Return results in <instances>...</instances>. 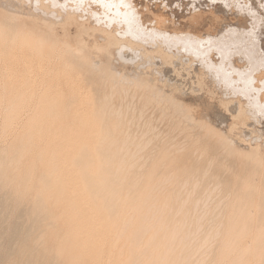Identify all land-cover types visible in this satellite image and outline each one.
Returning <instances> with one entry per match:
<instances>
[{"label":"bare ground","instance_id":"obj_1","mask_svg":"<svg viewBox=\"0 0 264 264\" xmlns=\"http://www.w3.org/2000/svg\"><path fill=\"white\" fill-rule=\"evenodd\" d=\"M27 1L28 0H1L0 1V60L6 64V68H4L3 75L10 77V79H9L10 81H8V80L7 81L9 82V85L11 86L10 87L11 91L12 92L19 91L22 88L24 90V88H26L25 86L28 84V82L30 80L34 81L35 78L33 77V75H35L34 71H36V69H38L41 72H44V74H43L44 78H45V75L48 76V78L51 77V80L49 79L51 82H52V78L53 79L59 78L61 74H67V73L73 72L74 70H75L74 73L77 72L79 74L80 71L85 70V72L87 71V73L89 72V73L93 74L92 76L95 75L94 77L97 78V79L95 78L97 81V85H96L97 87L95 86L96 89L94 87V89L96 90L95 94H97V97H95V95H93V92L95 91L94 89H93L94 91H92L91 93H86V91L88 90L87 87L89 85L88 86L86 85L87 87L85 86L86 88L85 87L83 88V89H87L86 91L84 90L85 93L83 91H81L80 89L75 88L74 87V83H76V80H75V82L73 81L74 83L72 82L73 85L71 84L72 87H74L75 89L73 88L71 90V92L68 94V96L67 95L64 96L62 94L61 90L59 89V86L61 83H59V84H55L56 86L53 84L52 89H54V88L55 89L53 91L51 89L50 92L47 93V95L45 97L46 99L44 98V100H46L47 103L50 102L51 105L60 103L61 107H59L58 109H61L63 107H66L65 109H67V107L73 106V105H75V103L77 104L79 102H82L83 99H86V100H84V102L89 101L88 103H91V101L97 102L99 109H97V106H96V112H97V110H99V112H101L100 117L101 118L102 117L103 118H107V117L109 118V116L111 117L112 115L115 114L116 118H114V119H117V121H115V123L117 122L116 124L121 126V127L118 126L116 131L109 130L105 126L106 123H104L105 121H108V120L104 119L105 121L102 122V125L104 124V127L102 125H101V127L105 128V130L100 129L99 131H95V133H94L96 135L95 137L94 136L91 137L90 136L91 134H86V133L85 134H77V133H74L71 128L70 129L66 128V129H68V131L65 132V135H62V137H61L62 143H59L56 148L49 150V152L47 154L48 158L45 161L48 164L51 163L53 165V160L58 155H63V154H65L69 160V162L66 161V162H63L61 164L60 163L56 164V165L54 164L52 167L48 168L45 171V175H44L45 187L44 188L50 189V188H54V187H59V198L61 199L63 197V199H66V201H67L66 204L63 205L65 211L60 216H62L61 218L65 219V222H68L70 224L69 225L70 234H69V238L67 239V242L68 241H74L75 242L74 243L75 253L73 252L74 255L75 254H81V253L82 254L83 253L92 254V256H94L96 258V260L97 259L99 260L102 256V251H101L102 248L98 244L99 238H100L98 236H99V233L108 230L111 233H115V236L117 234L116 232L120 233L117 236V238L120 240V242H121V240H123L122 238H124V242L122 241L123 244L120 246L121 249H119V252H118L120 255V257L118 255V259L120 258L121 260H123L122 256H124V257L126 256V259H125V262H123V263L121 262V264H193L192 262H194V264H195L196 263L194 260L195 258L201 259V257H203L205 255V254L201 255V253H200V252H203V251H200L203 247V245H202L203 241L204 240H206V241L208 240V242L214 241L213 242V244H214V243H216L215 239L218 237L217 235H221L222 232L224 231V229H222L223 231L222 230L220 231L221 234H217L218 233L217 230L212 229V230L216 231L217 235L214 233V237L216 236V238L211 240V241H210V238H211L210 236H209L210 237L209 239L202 238L201 239V241L203 240L202 244L200 243V245L202 247H198V248H200L197 250L198 252L200 251L198 253V252H195V248H196V244L199 243L198 239H200V237L197 236V232H195V231H198V232H200L199 230L202 231V229H201L202 225L199 224V225H201L199 227L198 224H196L198 227H195L194 226L195 222H194V224H192L193 227L195 228V231H194L195 233H193V227L191 228V230L189 228L187 230L185 229V227H190L187 224V220L188 221L191 220L190 218H188V216L191 217V213L193 212V214H194L197 211L198 203L201 200H204V199H201L202 198L201 196H200L201 198H197L196 200H191V198L194 194L192 193V196H191L190 191H188L189 190L188 188L191 187L192 192L196 189L199 190V188L201 187V186L199 187V185H198L199 182L203 181L205 176L207 175V173H206V175L205 174L203 175L202 171L204 169L201 170V168L199 167L200 165L199 166H197V165H198V162L200 161L201 157L207 153V151H208L207 148L211 145V142H209V141L215 140L214 143L223 149L224 154H227V153L230 155L235 154V155H238L239 157L242 156V157L249 159L250 162L253 163L252 164L253 173H255V174L259 173L260 177H261L260 179L264 180V137H263V141L261 140L262 145H259L260 144L259 140H260V138H262V136H259L261 134H258V133H260V132H258L259 129L256 130L253 127V125H252L253 122L249 121L250 116H248L249 118L247 117V111H246L245 105L243 104L244 102L242 101V96H240V95L238 96L242 102L241 101L236 102L237 99H236V101L234 100V102H236V107L234 106L235 110L233 109L234 111H232L231 110L232 108L230 107V106H233V104L230 103L232 101V99L230 100L229 98L228 99L224 98L225 101L222 102V108H220L217 105V107H219L218 109H220V110L222 109V112L223 111L227 112L229 115V117H228L229 121L226 118L228 123H226L227 125L224 124L225 126H227L226 129L224 130L223 128L225 126H223V124H220V126L221 125L223 126L222 128L218 127L217 124L215 125L213 123L214 120L212 118H209V115L212 114L211 112H209V115H208V113L205 111L206 112V115H205V112L202 110L205 107L204 108L202 106H200L202 108H199V106H198V108L197 107L196 108H194V107L189 108L188 106L186 107L183 104L184 102H178V100L173 95V93L175 94V92H176V94L178 92L181 93V91L184 90L183 88H185V86L197 85V86L202 87V85L204 84L205 79L203 77H205V75H207V74H205L203 76V74H204L203 70L206 69L207 65H208V64L206 65V68H203L206 64L205 60H204L206 57L203 59L204 63L202 62L203 64H201V65H204L201 68L202 70L199 68L200 67V64H199L198 69H200L203 72V74H199V75L196 74V72H199L200 70L195 72L194 70H196L197 68L195 67V69H194L193 63H195V62L192 63V60L194 59L195 56H193V59L189 58V57L192 54L194 55V53L191 54L190 52L193 51L194 48L196 49V46H199V44L201 42H206V43L210 42V44H211L212 38L210 36H211L212 30L208 31V32H210L209 34L206 33L207 37L201 36V35L205 36V33L204 34L201 33L199 35L200 32H198L197 29H196V32L198 33V35H194L191 33H184V32H182L183 30L181 28H178V29L175 28L174 30L169 31V29H167V27H165L166 24L161 25L162 22L165 21V20H163L161 22V19H163V18L166 19V16L168 14H165L164 11H161V8H163V7L159 6V8H156V9L151 8L155 5L154 0H153L152 6L148 5V3H147V6H150L149 8H151L153 10H151L150 12H148V11L147 12L150 13V15L153 17V19H155L154 23L151 22V24H153L151 26L152 27L151 31L153 32V34L155 33L156 37L158 36L157 37L158 40L160 37V41H155L153 39L154 41L151 40L152 43H151V45H149V44L143 42V40H145L143 38H142L143 40L140 41V39L134 38L135 40H133L130 37H126V35L124 34L125 32L124 33L122 32V34L125 35V38L121 37L122 39H119L116 35L117 32L115 31V29H117V26H115V28L112 30H111V28L108 30L107 28H105L104 25H103L104 26L103 27L101 24H99L102 22L99 21V23H98V19H101V16H103L102 15L103 11L101 9L102 7H99V5L104 6L102 4L104 0H34L35 11L38 10L40 15L33 13V10H32V13H31V10L30 11L26 10L27 7H30V6L25 5V3H27ZM106 1H108L107 3H109L110 5H108V7H106V6H104V7L109 10L110 16L113 13H116L118 16L120 12H122V14H123V12L125 10H130L131 13L132 12L134 13V14L132 13V15H131V17H133V21H136L137 23L140 22L139 17H138L139 13H137V14L135 13V7L136 6L132 0H106ZM220 1L221 0H219V2L218 1L217 2L220 3ZM225 1H226V3L228 2L231 4L232 3L231 1H233V0H225ZM225 1L223 0L221 4H223ZM236 1L239 2V0H235V2ZM252 1L254 2V0H252ZM258 1H260V0H258ZM149 2H151V0H149ZM158 2H159V0H158ZM163 2L164 1H162V3ZM171 2H174V1L171 0ZM171 2H169L168 4L171 5ZM177 2H178V0H177ZM188 2H190V1H188ZM192 2H193V0H192ZM201 2H202V0H201ZM240 2H242V0ZM243 2H244V0H243ZM246 2L247 1H245L244 3H246ZM164 3L166 4V2H164ZM182 3H184V2H182ZM186 3H184L185 6H186ZM204 3H205V1H204ZM260 3H258V4H260ZM262 3H263V1H262ZM168 4H166V7L168 6ZM178 4L179 3H177L175 5H178ZM209 4L210 3L207 4L208 7H209ZM235 4L236 3H234V6H235ZM240 4H238L239 7H243V5H242L243 3H240ZM256 4H257V2H256ZM160 5H161V3H160ZM172 5H174V4H172ZM187 5L189 6V3ZM215 5L219 6V4H215ZM238 5H236V6L238 7ZM180 6H181V8L183 7L182 5H179L178 7L180 8ZM193 6L195 7V5H193ZM193 6H191L192 9L194 8ZM196 6H197V1H196ZM201 6L203 7L202 4H201ZM217 6H214V8L215 7L217 8ZM220 6L222 7V5H220ZM252 6L254 7V5H252ZM63 7H65V9H63ZM164 7H165V5H164ZM204 7H205V5H204ZM231 7L229 8V6H228L229 11H230ZM247 7L245 6V8H247ZM259 7L257 6L255 8L257 9ZM175 8L177 9V6L174 7V10H175ZM185 8H187V6ZM206 8L204 10H202L203 8H201V10L202 11L209 10L210 12L211 11L213 12V9H209V8L206 9ZM211 8H213V7H211ZM223 8L225 9V7H223ZM27 9H32V8H27ZM157 9H159V10H157ZM189 9H190V7H189ZM189 9L187 8V10H189ZM220 9L221 8L219 7L218 10H220ZM242 9H241V11H242ZM252 9L253 8H251V10ZM263 9L264 8L259 9V10L261 11ZM166 10H169V12H170V9L168 7ZM178 10L175 12H179ZM185 10L186 9H184L180 12L182 13ZM214 11H215V9H214ZM231 11H232V9H231ZM233 11H232V13H233ZM238 11H240V10L238 9ZM245 11L246 10L243 9V12H245ZM253 12H255V11H253ZM183 13H185V12H183ZM189 13H191V12H189ZM259 13H257V14H259ZM105 14H106V16H108V12H106ZM178 15H180V14L178 13ZM234 15H235V13H234ZM241 15H243V13ZM244 15H247V13L246 14L244 13ZM120 16H121V14H120ZM126 16H127V14H126ZM129 16L130 15H128V17ZM189 16H190V14H189ZM225 16L227 17V19H230V16H229V18L226 14H225ZM199 17H200L199 19H201V16H199ZM208 17H211V16H208ZM226 17H225V19H222V20L225 21ZM231 17H233V16H231ZM255 17H257V16L255 15ZM124 18H126V17H124ZM169 18H172V16H169ZM183 18H185V17H183ZM189 18H188V20H189ZM220 18H222V17H220ZM220 18L217 19L218 22H221ZM237 18L238 17H235V19H237ZM242 18H245V17L243 16ZM249 18H250V16H249ZM175 19H177V18H175ZM235 19H232V20H235ZM245 19H247V18H245ZM255 19H257V18H255ZM255 19H252V20H255ZM170 20H168V21H170ZM250 20H248V21H250ZM259 20L261 21L260 17H259ZM19 21L20 22H32V23H34L36 26L40 27V28L38 27L39 30L41 29V31L46 34V37L43 39L40 37L39 38H32V36H30L31 37L30 38L27 35V33L29 32L28 30H27L28 31L27 33H25L26 30L23 31V28L16 30L18 28V22ZM172 21H173L172 24H176V22H177L176 21L174 23L173 19L170 22H172ZM191 21H193V19ZM217 21H215V22L218 23ZM244 21H246V20H244ZM129 22H130V20H129ZM215 22H213V23H215ZM236 22H238V24H240V23L243 24V21L242 22L240 21V23H239V21L236 20ZM32 23H31V25L33 26ZM137 23H136V25H137ZM227 23H229V22H227ZM230 23H231V19H230ZM233 23H234V21H233ZM233 23H232V25H233ZM257 23L255 26H257ZM105 24H107V23L105 22ZM133 24L135 25V22L134 23L132 22V24H130L129 26H131ZM189 24H191V23L189 22ZM196 24H197V22H196ZM226 24H225V26H226ZM241 24H240V27H241ZM244 24H245V22H244ZM253 24H254V22H253ZM118 25L123 27L125 24L120 23ZM140 25H142V24L140 23ZM140 25L138 24V30H137V28H135L138 31L137 33L140 32L139 31ZM149 25H148V28H147V26H145V27L147 29H149V27H150ZM223 25H224V23H223ZM236 25H234L233 27H235ZM172 26H174V25H172ZM220 26H222V25H220ZM244 26H245V28H249V26L246 27L247 25H244ZM250 26H252V22H251ZM262 26H264V25H262ZM33 27H35V26H33ZM112 27H114V25ZM131 27L133 28L135 26H131ZM143 27L141 26V28H143ZM151 27H150V29H151ZM226 27H228V24ZM240 27H239V29H240ZM58 28L62 29L64 31H67V32L69 30H72L75 28L77 29L78 35L75 34L76 38H77L76 47L71 45V44H66V43H64L61 46H58L57 43H55L54 39L52 40V37ZM146 28H145V30H147ZM231 28H232V26H231ZM237 28H238V25H237ZM242 28L244 29V27H242ZM242 28H241V31H242ZM255 28H254V30H255ZM119 29H121V28H119ZM143 29H141L142 31L140 33L144 32ZM213 29H215V28H213ZM261 29H263V28L261 27ZM125 30H126V28L122 31H125ZM127 30H128V36H129L130 30L129 29H127ZM64 31H63V33H65ZM133 31L131 30V32H133ZM151 31L148 30V34ZM215 31H217V29H215ZM236 31L238 32V30H236ZM236 31H235V33H236ZM257 31H258V28H257ZM261 31H263V30H260V32ZM134 32L136 33V31H134ZM217 32H215V33H217ZM225 32H227V34H228V32H230V31H225ZM232 32H233V30H232ZM246 32H247V29H246ZM249 32L250 31H248L247 33H249ZM254 32L255 31H253V33ZM140 33L137 35L140 36ZM119 34L121 35L120 32H119ZM136 34H134V35H136ZM143 34L147 35V33L146 34L143 33ZM143 34H141V36H143ZM222 34H223V32H222ZM227 34H226V37L229 36V35L227 36ZM262 34H260V35H262ZM150 35L152 36V34H150ZM216 35L217 34H215V39H216V37H218V35L217 36ZM250 35H251V33H250ZM252 35L255 36V34H252ZM36 36H34V37H36ZM151 36H147L146 38H149ZM230 36H232V35H230ZM230 36L228 37L229 39H230ZM233 36H232V38H233ZM82 37H86L87 41L82 40L81 39ZM220 37H219V39H220ZM223 37H225L224 34H223ZM246 37H248V36H246ZM139 38H141V37H139ZM144 38H145V36H144ZM151 38H153V36ZM240 38L241 37L239 36L238 39H240ZM256 38H257V36H256ZM256 38H255V40H256ZM263 38H262V40H263ZM225 39L226 38H224V42L226 41ZM250 39L251 40L248 43L249 45H250L251 41H253L252 40L253 38H250ZM207 40H210V41H207ZM213 40H214V37H213ZM255 40H254V44L257 46V43H255ZM262 40L261 41L258 40V41H260V42H258V43H260V46H261V44L264 43V41L262 42ZM215 41L212 42V43H214V45H215ZM220 41L222 42L223 40H220ZM60 42H62V41H60ZM216 42H217V44L219 43L218 44L219 46L217 48H219V52H221L220 48L222 46H220V45H223V44H220V42H218V41H216ZM232 42H235V41L233 40ZM238 43L240 45L239 41L236 42L235 44L234 43H231V44L236 45ZM245 43H244V45H245ZM171 44L175 45L174 48H176V46L177 47L184 46L181 48L182 51L185 50L184 48L186 45H189L193 49L191 50L189 48V50H191V51L188 50L189 51L188 54H190V55H189V57L186 55L185 56L186 58H185L183 56L184 53H181L180 48H176L173 50H171V49L169 50L168 48H166L167 46H171ZM228 44H230V43H228ZM248 44H246V45L248 46ZM252 44L250 45V47L252 46ZM246 45H245V47H247ZM203 46L204 45H202V47ZM208 46H210L211 50L213 51L212 44L207 45V48L209 49ZM241 46H243V45H241ZM231 47H232V45H231ZM239 47L240 46H238L237 49ZM225 48H227V47L225 46ZM241 48L243 49V47H241ZM241 48L239 49L240 51H241ZM255 48L261 49V47H259V48L255 47ZM255 48H253V51L255 50ZM198 49L199 48L197 47L196 51H198ZM224 49H222L223 50L222 52H224ZM233 49L236 50V47ZM247 49L249 50V47H247ZM203 50H205V48ZM256 50H255V52H257ZM212 51H210V52L214 53V51H216V49H214L213 52ZM217 51H218V49H217ZM225 51H227V50H225ZM230 51H232V50L230 49ZM236 51H238V50H236ZM247 51H246V53H247ZM242 52H239V53L241 54ZM248 52H249L248 55L251 56L250 51H248ZM262 52L264 53V48H263ZM226 53L227 54L229 53L231 56V53L229 52V50ZM226 53H223V57H224V54H226ZM232 53H233V51H232ZM239 53L236 52V54L235 53L234 54L238 56ZM251 53H253V52H251ZM260 53L258 55H260ZM186 54H187V52H186ZM204 54H205V56H207L208 53L206 54V52H205ZM242 54L246 55L245 53H242ZM242 54L240 56V60L242 58L245 60V57H242ZM255 54H257V53H255ZM121 55H123L125 60H126L124 62L125 64L120 62L121 61V59H120ZM201 55H202V53H201ZM216 55L219 56V54H216ZM216 55H215V53L213 56L210 55L209 56L210 57L209 62L211 61V58L216 56ZM248 55H246V56H248ZM258 55H257V58L261 56V55L260 56H258ZM196 56H199V53H197ZM218 56H216V58ZM252 56H254V55H252ZM229 57L227 56L224 58H229ZM231 57L235 58V56H231ZM156 58L161 59V61L163 62V65H161L162 62L160 64L158 63V65H161L162 68H164L163 70H165V69L170 70L169 72H171L170 73L171 75L169 77L166 76L167 78L165 77V79H161L163 74H162V76L160 74L159 75L160 77L156 75V72L158 70L156 71L154 64L151 63V61H153L154 59L156 60ZM255 58H252V57H251V59L248 58L247 63H249V60H252V59L254 60L253 61V63H254L255 61L258 60L257 58H256L257 60H255ZM218 59H216V60H218ZM220 59L223 60V58H220ZM260 59H261V57L259 58V60ZM216 60H214V61H216ZM225 60L226 59H224V62L229 64V62H228L229 59H227L228 61L227 60L225 61ZM206 61H207V59H206ZM232 61L233 60H230V63ZM236 61H237V59H236ZM236 61H234L235 65L237 66L236 70L239 67H240L239 69H241V67H243L241 64H243L244 61H243V63L240 62V65H239V61H237L238 65H237ZM224 62H222V64ZM4 63H2V64H4ZM130 63H134L133 66L130 65ZM253 63H249V64L253 66V65H255V63L254 64ZM260 63H259V65H260ZM263 63H264V60H263ZM2 64L0 63V65H2ZM195 64H197V62ZM210 64H211V62H210ZM216 64H218V63L216 62ZM216 64H213V65L211 64V66H213V67H211V69L213 68V70H214V68H215L217 70L219 68H216V67H221V66H217ZM228 64H225V65H228ZM232 64H230V65H232ZM256 64H258V62ZM243 65H244L243 68H245V69H246V67H248V66H246L248 64H243ZM252 66H250V67H252ZM256 66H258V65H255V67ZM119 67L124 68V69H118ZM223 67L225 69L224 64H223ZM232 67H234V64H233V66H231V68ZM226 68H228V67H226ZM231 68H230V70H231ZM76 69H77V71H76ZM78 69L80 71H78ZM207 69H208L207 71H209L210 68H207ZM224 69H223V71H224ZM256 69L259 70L258 67ZM262 69L263 70H261V68H260V70L264 73V67H262ZM153 70H155L156 72L154 73ZM213 70H211V71H213ZM219 70H221V68ZM228 70L224 71L225 72L224 74H226V72H230ZM232 70H234V72H236L235 68ZM260 70H259V72H260ZM250 71H252V68ZM250 71L249 70L247 71V69H246V72H250ZM262 72H261V76H262ZM1 73H2V71H1ZM81 73H80V75L82 76ZM159 73H161V72H159ZM165 73L166 72H164V75H165ZM199 73H201V72H199ZM210 73H212V72H210ZM221 73H222V71H221ZM252 73L255 74L256 71H255V73H254V71H252L251 74ZM214 74L217 75V73H213L212 75H214ZM237 74L239 75V73H237ZM243 74H242V76L245 77V75H243ZM73 75H71V76H73ZM220 75L221 74H219V76ZM249 75H250V73H249ZM83 76H84V74H83ZM89 76H90V74H89ZM156 76H157V78H156ZM224 76L225 75H223V78H224ZM235 76L237 78L239 77L236 75V73H235ZM259 76H260V74H259ZM77 77H79V76L77 75L76 78ZM221 77L222 76H220V78ZM229 77H230V75H229ZM232 77H234V74L232 75ZM236 77H234V78H236ZM44 78H41V79H44ZM48 78H47V81H49ZM63 78H66V77H63ZM79 78H77V79H79ZM86 78H87V76H86ZM86 78H84L83 82H86V80H85ZM207 78H206V80H207ZM220 78L218 77V80ZM239 78L241 79V77H239ZM247 78H250V76L246 77V80H247ZM253 78H255V77H252L251 80L250 79L247 80V83L249 80L251 81L252 87H253V85L255 86V83L253 84L252 81L256 82L255 81L256 78L254 80H253ZM67 79H69V81L71 80L70 77H68ZM224 79H226V78H224ZM231 79H233V78H231ZM231 79L225 80V83H226V81L230 82ZM38 80H39V78H38ZM55 80H57L56 83H58L59 80L58 79H55ZM236 80H238V79H236ZM241 80H243V79H241ZM241 80L236 81V82H239L237 84L240 85L243 82ZM246 80H245V82H246ZM44 81H45V79H44ZM47 81H45V82H47ZM65 81H66V79H65ZM234 81H235V79H234ZM258 81H260V80H257V82ZM42 82H43V80H42ZM207 82H209V81H207ZM207 82H205V84ZM236 82H234V83L236 84ZM245 82H244V84H245ZM43 83H41V84H43ZM221 83H223V82H221ZM247 83H246V85H247ZM258 83H261V82H258ZM262 83L264 86V80H262ZM38 84H39V82H38ZM86 84H87V82H86ZM93 84H95V83H93ZM230 84H233V83H230ZM237 84L235 85V87L236 86L238 87ZM248 84H250V82ZM2 85H6V84H2ZM44 85H45V83H44ZM63 85H64V83L62 84V86ZM65 85H66V83H65ZM67 85H68V83H67ZM209 85H211V84H209ZM246 85H245V87H246ZM34 86H37L36 80L34 81ZM91 86H89V87H91ZM220 86H223V85L221 84ZM242 86H244V85L242 84ZM257 86H259V85L256 84V87ZM261 86H262V84H261ZM212 87L214 88V85ZM212 87H210L208 90H210V91L212 90L213 93H214V90L216 92L217 89L213 90ZM226 87H227V84H226ZM239 87L241 89L242 88L245 89V91H246V88L249 89V87H246V88L241 87V86H239ZM36 88H38V87H36ZM223 88H225V87H223ZM250 88H251V86H250ZM258 88L259 89L256 88L258 90L257 93L255 92L256 89L251 88L254 91H252L250 89L252 91L251 93L255 92L253 94H258V95H256L257 97L260 94H262V93H260L261 90L263 92V89H262L263 87L262 88L258 87ZM27 89L29 90L28 87H27ZM203 89H204V87H203ZM218 89H219V87H218ZM37 90H39V89H36L35 91H37ZM68 90L70 91V89H68ZM68 90H65V92L67 93ZM90 90H92V89L90 88ZM136 90H139V91L145 90L142 92H144V98L146 99L147 105L148 106L149 105L154 106V104H155L156 105L155 107L159 111L160 110L162 111L161 114H163V116L165 118L169 117L171 123L172 122L175 123V125H174L175 128L177 130L178 129L181 130L180 132H182V134L184 133L186 135L185 136L187 138L186 140L190 139L189 145H190L191 151L188 149V151L190 153L189 155L186 154L187 152L185 153L187 155L186 158L185 157L184 158H178L176 155L175 156H167V155H165L166 154L165 152H159V158H156V168L152 167L151 171H149V173L147 172L148 175L146 173V170H143V171H145V174L147 176L145 174H143L142 177H139L140 174H142V172L137 171L135 173H137L138 176H134V178H131V175H130L131 170L135 169L134 168L135 164H139L140 162H142V161L139 162V160H137L138 161V163H137V161L135 160V158H137L139 156L137 154V152L135 153V150L136 151L138 150L139 152L141 151L142 153L143 152L145 153L146 148H148V146H150V144H151V140H149V139H148L149 141L147 140L149 144H147L146 141H141V143H139L141 139L139 140V142L137 141L138 144H135L134 142L129 140L130 137L128 135L126 136L127 132H125L123 130L126 133L125 134L122 130H120L123 127L122 123L123 122L126 123L124 120H122L123 122L121 121V119L123 118V117L121 118V116H125V114L124 115L121 114V110L123 109L121 103L123 101H121V103H120V105L122 107L121 110H117V109L115 110V108H114L115 104H113V101L115 98H117L116 99V101H117L118 98H120V100H121V98H123V97H126V96L129 97L128 96L129 93L131 91H134V93H135ZM198 90H199V88H198ZM227 90L229 91V89H227ZM231 90H230V92H231ZM187 91H189V90H187ZM217 91H219V90H217ZM220 91H222L221 88H220ZM220 91H219V93H220ZM223 91H225V90H223ZM247 91H249V90H247ZM194 92H195V90H194ZM9 93H10V91H9ZM199 93L197 92L196 94L198 95ZM222 93L225 94V92H222ZM227 93H229V92H227ZM37 94H39V93H37ZM184 94H188V93L186 92ZM247 94H249V93H247ZM263 94H264V92H263ZM13 95H15V94H13ZM214 95H215V93H214ZM6 96L8 97V94L5 95V97ZM135 96H136V94H135ZM200 96H202V95H200ZM229 96H231V95H229ZM219 97H220V95H219ZM257 97L254 98V100H256V102H259L260 96L258 98ZM197 98H199V97L197 96ZM248 98H251V97L249 96ZM252 98H253V96H252ZM217 99L218 98L216 97V100ZM219 99H221V98H219ZM35 100H33V99L30 100L31 103H33V105H35L34 104ZM64 100H66V101H64ZM227 100H230V102L229 101L227 102ZM11 101H12V103H16L15 100H11ZM32 101H34V102H32ZM244 101H246V100H244ZM260 101L262 102V100H260ZM61 102H64V103H61ZM124 102H125V100H124ZM211 102H213L212 99H211ZM261 102H259V103H261ZM86 103L87 102H85V105L87 106L88 103L87 104ZM263 103H264V100L260 105H263ZM30 104H29V106H31ZM36 104H37V102H36ZM92 104L94 105V103H92ZM212 104H215V103H212ZM27 105H28V103H27ZM51 105H48V106L51 107ZM120 105H119V107H120ZM252 105H253V103H252ZM29 106H28V108H29ZM256 106H257V104H256ZM74 107H77V105ZM217 107H216V109H217ZM28 108L26 107V109H28ZM257 108H259V107H257ZM263 108H264V106H263ZM23 109H25V108H23ZM33 109H34V106H33ZM33 109L30 108L31 111ZM45 109H47L46 111H48V107ZM53 109L55 111L56 108L53 107L51 110L53 111ZM92 109H93V107H92ZM157 109H155V110L157 111ZM208 109H209V107H208ZM253 109H256V108H253ZM51 110H49L50 111L49 113L46 112L44 117L41 118L42 122H49V121L54 119L55 113H54V111L52 112ZM81 110L84 111L85 109L83 108ZM250 110H252V108ZM259 110H262V109L260 108ZM9 111H11V110L9 109ZM59 111L62 112V109ZM91 111L94 112L95 110L94 111L91 110ZM122 111H124V110H122ZM21 112H23V111H21ZM219 112H221V111H219ZM263 112H262V114L264 115ZM26 113H29V112H26ZM227 113L226 114L223 113V115L222 114L221 115L223 117L226 115V117H227ZM85 114H87V113H85V112L83 114L80 113V114H78V116L81 117ZM48 115H50V116L48 117ZM74 115L77 116V114H74ZM256 115H257V113H256ZM24 116H26V115H24ZM212 116H213V114H212ZM212 116H210V117H212ZM214 116L217 117L219 115L216 116V114H215ZM20 117H21V115H20ZM28 117H31V116H28ZM23 118L24 117L22 116L21 121ZM103 118H102V120H103ZM127 118L128 117H126V120H127ZM140 118H139V120L142 119V118L141 119ZM208 118H209V120H208ZM210 119L213 120L212 123L210 122L211 121ZM216 119L218 120V118H216ZM252 119H254V118H252ZM260 119L261 118H259V119L257 118V121ZM2 120H4V119H2ZM61 120H64V119H61ZM132 120L134 122V118H132ZM219 120L221 122L220 118H219ZM92 121H94V120L92 119ZM128 121H127V123H130V124L132 123V122H130V121L128 122ZM222 121L224 123L226 122L224 120H222ZM214 122H216V121H214ZM258 122H260V121H258ZM92 123H90V124H92ZM1 124H4V123H1ZM20 124H22V123H20ZM62 124H64V122ZM76 124H77V119H76ZM256 124H258V123H256ZM261 124H262V121H261ZM24 125H26V122ZM68 125H69V123H68ZM260 125H258V127H260ZM1 126H4V125H1ZM254 126H255V124H254ZM90 127H91V125H90ZM125 127H126V125L124 126V129H125ZM1 128L2 127H0V129ZM11 128H13V127H11ZM129 128H126L125 130L126 131L130 130ZM219 128H221L222 130ZM52 130H54V129H52ZM245 130L250 135L249 138H247L248 141H250L251 138L255 137L256 139H258V143H259V144L257 143L258 144L257 145L255 142L256 139H252L251 142H253V140H255L254 142L256 145L254 147L248 149V151L246 149L243 150V148L240 149V148H237V147H234L231 145L233 142L237 141V139H239L241 141V143L243 141L247 140L246 139L247 132H244L245 134L243 133V131H245ZM5 131H7V130H5ZM11 132H13V131H11ZM123 133L125 135H123ZM147 133H149V132H147ZM147 133H145V135H147ZM152 133H153V131H152ZM152 133H150V134H152ZM10 134L12 135V133H10ZM45 135H46V133H45ZM122 135H123V137H121ZM130 136H131V133H130ZM256 136L257 137L259 136L260 138H257ZM1 137L3 138V136H1ZM143 137H144V134H143ZM143 137H141L142 140H143ZM134 139H135V137H134ZM131 140H133V138ZM206 140H207V142H205ZM230 142H231V144H230ZM42 144H44V143L42 142ZM26 145H27V143H26ZM251 145H253V143ZM131 146H133L134 148H131ZM49 147L53 148L52 145H49ZM143 149H144V151H143ZM193 151L199 152V153L201 152V154H200V156L196 162V165H193L190 161H188V159L191 160L190 156H191ZM141 152L139 154H141ZM225 152H227V153H225ZM185 154L183 156H185ZM145 155H147V154H145ZM230 155H229V157H231ZM141 156H142L141 157L142 160L148 161L147 160L148 158L144 159L145 158L144 155L141 154ZM178 156L181 157L180 155H178ZM138 159H140V157H138ZM143 164L145 165L146 162ZM210 164H212V163H210ZM19 165H17V166H19ZM139 165H142V164L140 163ZM150 165H153L152 162ZM150 165H148V167H149L148 169L144 166L143 167H144V169L149 170ZM223 166H225V165H223ZM207 167H208V165H207ZM140 168H138V170ZM140 170H142V169H140ZM15 171H17V170L15 169ZM204 173H205V170H204ZM217 178H218V176H217ZM214 179H216V177ZM141 180H144V182ZM211 180L212 179L210 178V181ZM213 180H212V182L215 181V180L214 181ZM255 180H257V179H255ZM205 182H206V180H205ZM256 182L253 183V185H248L247 187L244 185L239 186L238 184H235V182H231V183L226 185L227 191L230 193H233V191H235L234 192L235 196H233L231 199H229L228 196L222 198V195H221L222 199H226V201L223 200L224 201L223 205L226 209L224 211V216H227V217L233 216L230 219L231 220L230 224H233L232 221L235 222L234 229L229 228V230L231 229L230 231L233 232L234 236H232V235L229 236L228 237L229 240H227L228 242L226 241V243H227V245H229V244H231L232 241H235L237 247L234 249H236L235 251H238V253H239V254H237L235 259H233L230 256V252L228 253L229 254V257H228L229 261L231 260L230 258L233 259L232 262L230 261L231 263H229V264H251L250 260L247 258L248 256H250L249 255L250 253L248 254V252H251L252 254L254 253V255L257 256L260 261L264 262V182L260 183L261 182L260 181L259 184H258V182L256 184ZM129 183L132 186L131 188L127 187V184H129ZM141 183H143V184H141ZM200 185H201V183H200ZM204 185H205L204 187L206 188L207 183H205ZM210 185H212V183ZM219 185L220 184H218L217 186H212L213 188L212 187L211 188L214 190H217ZM125 186L127 187L128 192L129 191L131 192L130 189H133V188H134L133 190L136 189V192L132 195V197H131V195L129 196V194H132L130 192L129 193L126 192V193H128L127 196L123 194L126 191L125 190L123 192ZM188 186H190V187H188ZM209 186H208V188H209ZM204 187L201 188L203 190V193H202V191H200L202 193V194L200 193L202 196H204L206 193V189L204 191ZM210 189H209V192L211 191ZM214 190H212L211 192H213ZM24 192H23V194L22 193L20 194V192H18V194L16 195L17 197H15V202L17 204H18V202L21 204L22 203L24 204L26 202L27 192H25V193ZM217 192L220 194L221 191L220 192L217 191ZM196 193H199V192H196ZM200 194H198V195H200ZM210 194L211 193H209L208 196ZM216 195H217V193H216ZM80 196H82L83 198H81ZM128 196L131 198H129ZM196 196H197V194H196ZM206 196H207V194H206ZM216 197H214V199ZM205 198H206L207 202L204 200V203H205V205H207L206 203H208L210 196H209V198H207V197H205ZM212 202H214V200H212ZM218 202H219V200H218ZM220 202H222V200ZM200 204H202V203H200ZM220 205H222V204H220ZM207 206L209 207L210 205H207ZM214 207H216V205ZM125 208H127V209H125ZM122 209L123 210L125 209L126 211L125 210L122 211ZM214 210H216V209H214ZM25 214H26V212H25ZM43 216H45V215H43ZM201 216H200L201 219L200 218L196 219L195 217H197V216L194 217L197 220L196 223L202 222L203 217H201ZM218 216H220L219 213H218ZM24 219L26 220V218H24ZM109 220L112 221L111 226L114 223L116 224L119 220H120V223L121 222L122 223H121V225H120V223H117L116 225H113L114 227L113 226L109 227L110 226ZM196 220H194V221H196ZM58 221H60V220H58ZM108 222H109V224H108ZM227 222H229V221H227ZM188 223H190V222H188ZM225 223H226V221H225ZM226 226H227V223H226ZM203 227H205V226L203 225ZM230 227H231V225H230ZM109 228H112V230ZM196 228L197 229L200 228V229L196 230ZM206 228H208V227H206ZM218 228L216 227V229H218ZM189 230L194 235L196 234L195 236L198 237L197 238L198 242L193 241L194 244L196 243L194 245L195 248H193V247L191 248V246L189 245V244H191V245L193 244V243H191L192 241L189 243V240L194 236L193 234H189L190 233V232H188ZM203 230H204V232L202 231V233H204V234L210 233L212 231L211 229L209 230V228L207 230L208 232L205 231V229H203ZM230 231H228V232L230 233ZM205 232H207V233H205ZM225 232L228 236V232L227 231H225ZM223 234H224V232H223ZM111 237H113V234L111 235ZM228 238H226V239H228ZM22 240H23V238H22ZM206 241L204 242L205 246L207 243ZM220 241L222 242V240H220ZM226 243H225V245H226ZM118 245H120V243H118L117 241L113 242L112 246L114 248H113V251H111V252L116 253L118 250H115V248H117ZM200 245H198V246H200ZM221 246H223V245H221ZM221 246H218L216 248L219 249V247H221ZM225 247H223V248L224 249L228 248V246L226 248ZM234 247H235V245H234ZM214 248H212V249H214ZM207 250H208V247H207V249H205L204 253H206ZM230 251H232V250H230ZM111 252L109 253V255L111 254ZM208 252H209L208 255L204 256L206 259L205 261L206 262L208 261L207 264H209V260L211 261V263H215V261L212 260L213 256H210L211 257L210 259L208 257L209 254H211V248H210V251H208ZM215 252L217 253V249ZM246 252H247V257L245 258ZM195 253H196V255L200 254V257L198 255L196 256ZM233 253L235 254L236 252H233ZM243 253H245V254L243 255ZM212 254H213V252H212ZM228 254H226V256H228ZM109 255L107 258H109ZM254 255H252V256L254 257V259H256ZM110 256H112V255H110ZM214 256H216V255H214ZM219 256H220V254H219ZM232 256H233V254H232ZM28 257L29 256L26 255L25 260L28 259ZM115 258H112V259H115ZM203 258L201 259V261L199 260V263L197 262V264H205ZM222 258H223V256L221 257V259ZM213 259H214V257H213ZM218 259L219 258L216 259V261H218V262H216L217 264L221 261L220 259H219L220 261ZM196 261H198V260L196 259ZM257 262H258V260H257ZM118 263H120V262H118ZM259 263H261V262H259ZM220 264H223V260H222V263H220ZM225 264H227V263H225ZM261 264H263V263H261Z\"/></svg>","mask_w":264,"mask_h":264},{"label":"rangeland","instance_id":"obj_2","mask_svg":"<svg viewBox=\"0 0 264 264\" xmlns=\"http://www.w3.org/2000/svg\"><path fill=\"white\" fill-rule=\"evenodd\" d=\"M1 1V0H0ZM133 1V3L135 4V13L137 14V13H139V15H138V17H139V20H140V22L139 23H137L136 21H133V17H131V15H132V13H131V11L130 10H125L124 12H123V14H122V12H120L119 13V17L117 16V14L116 13H113L111 16L113 17H111L110 16V14H109V10L108 9H106L104 6H106V7H108V5H110L109 3H107L108 1H106V0H104L103 1V5L104 6H102V5H99V7H102L101 9H102V15L103 16H101V19H98V23H99V21L100 22H102V23H99V24H101L102 26L104 25L105 26V28H107L108 30L111 28V30L112 29H114L115 28V26H117V29H115V31L117 32V37L119 38V39H122V38H125V35H126V37H130V38H132L133 40H135L134 38H136V39H140V41L141 40H143V39H145V40H143V42H145V43H147V44H149V45H151V40L152 41H160V37H159V40H158V36L156 37L155 36V33L153 34V32L151 31L152 30V25L153 24H151V22L152 23H154V20L155 19H153V17L150 15V13H148V12H150L151 10H153V9H151V8H159V6L160 7H163V8H161V11H164V13L165 14H168L167 16H166V19L165 18H163V19H161V22L163 21V20H165V21H163L162 22V24L161 25H165V27H167V29H169V31L170 30H174L175 28H181L183 31L182 32H184V33H191V34H194V35H198V33L196 32V29H197V31L198 32H200L199 33V35L201 34V33H205V36L204 35H201V36H203V37H207L206 35L207 34H209L210 32H208L209 30L211 31L212 30V33H211V38H212V40H211V44H212V49H213V51H214V49H216V51H214V53H215V55L216 54H219V56L218 55H216V56H218L217 58H216V56H214V57H212L211 58V64L213 65V64H216V62L218 63V64H216L217 66H221V67H216L215 65V67L216 68H221V70H219V69H215L214 68V70H213V68L211 69V67H213V66H211V64H210V62H209V60H210V55L211 56H213L214 55V53H211L210 51H212L211 50V47L210 46H208L209 47V49L207 48V45H211L210 44V42L208 43H206V42H201L200 44H199V46H196V49H197V47L199 48L198 49V51H196V49L194 48H191L189 45H186L185 46V50L184 51H182V47H184V46H182V47H177L176 46V48H180L181 49V53H184V57L187 55L188 57H189V55L190 54H188V52L189 51H191L192 49H193V51H191L190 53L192 54V53H194V55L192 54V55H190V57L189 58H192L193 59V56H195L194 57V59L192 60V63L193 62H197V64H195V63H193V66H194V69H195V67L197 68L196 70H194L195 72L196 71H198V70H200L204 65H201V64H203L204 62H203V59L205 60V66L203 67V68H206V65H207V68H210L211 70H213V71H211L210 69H209V71L210 72H212V73H210L209 71H207L208 69L206 68V69H204L203 70V72H204V74H203V72L200 70L199 72H201V73H199V72H196V74H203V76L205 75V74H207V75H205V77L207 78V80H206V78L205 77H203L205 80H204V84L202 85V87L201 86H197V85H189V86H185V88H183L184 90H182L181 91V93H177L176 94V92H175V94L173 93V95H174V97L178 100V102H184L183 104L187 107H189V108H192V107H194V108H198V106H199V108H204V109H202L204 112L206 111L207 113H208V115H209V112H211L212 114H213V116H212V114L211 115H209V118H212L214 121H216V122H214L213 120H211L210 122L212 123V121H213V123L216 125L217 124V126L218 127H223V126H225V125H227L226 123H228V117H229V115H228V113L227 112H222V109L220 110V109H218L219 107L220 108H222V102L223 101H225V99H232V101L230 102V100H227V102L229 101L231 104H233V106H230L231 108V110L232 111H234L235 110V108H234V106L236 107V102H238V101H241V99H239V95L240 96H242V101L244 102L243 104L245 105V108H246V111H247V117L248 116H250V119H249V121L250 122H253V127L256 129V130H258L259 129V131L258 132H260V133H258V134H261V135H259V136H262V138H260L259 136L257 137V138H260V140H259V142H260V144L258 143V139H256L255 137L254 138H251L250 139V141H248V139L247 138H249V133L245 130V131H243V133L244 132H247V134H246V141H243L242 143H241V141L239 140V139H237V141H235V142H233L232 144H231V142H230V144L232 145V146H234V147H237V148H240V149H242L243 148V150H247L248 151V149H250V148H252V147H254L257 143L259 144V145H262L261 143H262V141H263V137H264V115L262 114V112L264 111L263 109V106H264V103H263V105H260L262 102H263V100H264V94H263V92H264V86H263V83H262V80H264V73L261 71V70H263L262 69V67H264L263 65H264V63H263V60H264V53L262 52L263 51V48H264V43L263 44H261V46H260V43H258V42H260L261 40H262V38L264 37V26H262V25H264L263 23H264V9L263 10H259V9H262V8H264V0H260V1H258V0H254V2L252 1V0H244V2L245 1H247L246 3H244L243 2V0H242V2H240L241 0H239V2L238 1H236L235 2V0H233V1H231L232 3L234 2V3H236L235 4V6L236 5H238V4H240V3H243L242 5H243V7H239V5H238V7L236 6H234V3L232 4H230V3H226V1L223 3V4H221L222 3V1L223 0H221L220 1V3H218L219 2V0H202V2H201V0H193V2H192V0H188V1H190V2H188L187 0H178V2H177V0H172V1H174V2H171V0L169 1V2H171V5L170 4H168L169 2L166 0H159V2H158V0H154V3H155V5L153 6V7H151V8H149L150 6H147V3H148V5H151L152 6V3H153V0H151V2H149V0H132ZM147 1V2H146ZM162 1H164V2H166V4H168V8L170 9V12H169V10H166L167 9V7H166V4L163 2L162 3ZM187 3H186V2ZM196 1H197V6H196ZM204 1H205V3H204ZM210 1V2H209ZM218 1V2H217ZM262 1H263V3H262ZM31 2V3H30ZM105 2V3H104ZM176 2V3H175ZM182 2H184V3H186V6H187V8L189 9V7H190V9L189 10H187V8H185L186 6H185V4L184 3H182ZM215 2V3H214ZM238 2V3H237ZM256 2H257V4L258 3H260V4H256ZM107 3V4H106ZM159 3V4H158ZM160 3H161V5H160ZM177 3H179L178 5H175V4H177ZM189 3V6L187 5ZM208 3H210L209 4V7H208ZM249 3V4H248ZM254 3V4H253ZM29 4V5H28ZM165 5V7H164V5ZM172 4H174V5H172ZM191 4V5H190ZM201 4L203 5V7L201 6ZM215 4H219V6H217V5H215ZM230 4V5H229ZM256 4V5H255ZM25 5H27V6H30V7H27V8H32V9H27L26 8V10H31V13H32V10H33V13H35V14H37V15H40V13H39V11L38 10H36L35 11V8H34V0H28L27 1V3H25ZM157 5V6H156ZM179 5H182L183 7V9L181 8V6H180V8L178 7ZM193 5H195V7L193 6ZM201 7H200V6ZM204 5H205V7H204ZM207 5V6H206ZM211 5V6H210ZM213 5V6H212ZM220 5H222V7L220 6ZM241 5V4H240ZM247 7L248 5V7L247 8H245V6ZM252 5H254V7L252 6ZM262 7H261V6ZM32 6V7H31ZM170 6V7H169ZM173 8H172V7ZM175 6H177V9L175 8V10H174V7ZM185 6V7H184ZM191 6H193L194 8L192 9V7ZM214 6H217V8L215 7L214 8ZM228 6H229V8L231 7V9H232V11H233V13H232V11H231V9H230V11H229V8H228ZM259 7V8H255V7ZM197 7V8H196ZM207 7V8H206ZM211 7H213V8H211ZM219 7L221 8L220 10H218L219 9ZM223 7H225V9L223 8ZM227 7V8H226ZM235 7V8H234ZM165 8V9H164ZM201 8H203L202 10H204L205 8L206 9H213V12L211 11H209V10H206V11H202L201 10ZM234 8V9H233ZM245 9L246 11L245 12H243V9ZM251 8H253L252 10L253 11H255V12H253L252 10H251ZM255 8V9H254ZM63 9H65V7H63ZM150 9V10H149ZM179 9V10H178ZM184 9H186L185 11H183V12H185V13H181L180 11H182V10H184ZM197 11H195V10ZM199 11H198V10ZM214 9H215V11H214ZM236 9V10H235ZM238 9L241 11V9H242V13H243V15H241L242 13L240 12V11H238ZM105 10V11H104ZM157 10H159V9H157ZM156 10V11H157ZM179 11V12H175V11ZM228 10V11H227ZM148 11V12H147ZM166 11V12H165ZM173 13H172V12ZM106 12H108V16H106V14L105 13ZM128 12V13H127ZM189 12H191V13H189ZM197 14H196V13ZM228 12V13H227ZM260 12V13H259ZM262 12V13H261ZM175 13V14H174ZM178 13L180 14V15H178ZM187 13V14H186ZM190 14V16H189V14ZM194 13V14H193ZM232 13V14H231ZM234 13H235V15H234ZM240 13V14H239ZM244 13L246 14L247 13V15H244ZM254 13V14H253ZM257 13H259V14H257ZM120 14H121V16H120ZM126 14H127V16H126ZM134 14V13H133ZM172 14V15H171ZM177 14V15H176ZM182 14V15H181ZM186 16H185V15ZM219 14V15H218ZM225 14L228 16V18H229V16H230V19H231V23H230V19H227V17L225 16ZM231 14V15H230ZM237 14V15H236ZM253 14V15H252ZM263 16H262V15ZM123 15V16H122ZM128 15H130L129 17H128ZM176 15V16H175ZM188 15V16H187ZM222 15V16H221ZM250 16V18H249V16ZM255 15L257 16V17H255ZM169 16H172V18H169ZM178 16V17H177ZM199 16H201V19H199L200 17ZM208 16H211V17H208ZM224 16V17H223ZM231 16H233V17H231ZM238 17L237 19H235V17ZM245 17V18H247L248 20H250L251 18L252 19H255V18H257V19H255V20H250V21H248L247 19H245V18H242V17ZM124 17H126V18H124ZM177 18V19H175V18ZM180 17V18H179ZM182 17V18H181ZM183 17H185V18H183ZM187 17V18H186ZM190 17V18H189ZM220 17H222V18H220ZM225 17H226V20L225 21H223L222 19H225ZM259 17H260V19H261V21L259 20ZM132 18V19H131ZM188 18H189V20H188ZM221 19L220 21L221 22H218L217 21V19ZM109 19V20H108ZM125 19V20H124ZM174 20V23L176 22V24H172L173 23V21L172 22H170V21H168V20ZM181 19V20H180ZM184 21H183V20ZM193 19V21H191ZM232 19H235V20H232ZM243 19V20H242ZM127 20V21H126ZM129 20H130V22H129ZM132 20V21H131ZM186 20V21H185ZM196 20V21H195ZM236 20L237 21H239V23H240V21L242 22L243 21V24H241V27H240V24H238V22H236ZM244 20H246V21H244ZM111 21V22H110ZM123 21V22H122ZM168 21V22H167ZM179 21V22H178ZM215 21H217L218 23H216ZM233 21H234V23H233ZM248 21V22H247ZM105 22L107 23V24H105ZM125 24L123 27H121L120 25H118V24ZM128 22V23H127ZM132 22L134 23L135 22V25L133 24V25H131V26H135V27H131V26H129L130 24H132ZM165 22V23H164ZM170 22V23H169ZM189 22L191 23V24H189ZM196 22H197V24H196ZM213 22H215V23H213ZM227 22H229V23H227ZM244 22H245V24H244ZM247 22V23H246ZM251 22H252V26H250V24H251ZM253 22H254V24H253ZM257 23V26H255L256 25V23ZM262 22V23H261ZM22 23V24H21ZM31 23L32 22H18V28L16 29V30H19V29H21V28H23V31H25L26 30V32L25 33H27L28 31V33H27V35L30 37V36H32V38H45L46 37V34L44 33V32H42L41 31V29L39 30V26H36L34 23H32L33 24V26H35V27H33L32 25H31ZM118 23V24H117ZM127 23V24H126ZM136 23H137V25H136ZM140 23L142 24V25H140ZM168 23V24H167ZM195 23V24H194ZM223 23H224V25H223ZM228 24V27H226L227 26V24ZM232 23H233V25H232ZM250 23V24H249ZM138 24L140 25L139 27L141 28V26L144 28H141V29H143V31L144 32H142V33H140L142 30L139 28V33H140V36L139 35H137V34H139V33H137L138 31ZM150 24V25H149ZM188 24V25H187ZM193 24V25H192ZM214 24V25H213ZM217 24V25H216ZM222 25V26H220V25ZM225 24H226V26H225ZM238 25V28H237V25ZM21 25V26H20ZM114 25V27H112ZM148 25L151 27V29H150V27H149V29H147L148 28ZM170 25V26H169ZM172 25H174V26H172ZM234 25H236L235 27H233ZM243 25V26H242ZM244 25H247L246 27H248L249 26V28H245V26ZM259 25V26H258ZM23 26V27H22ZM103 26V27H104ZM129 26V27H128ZM145 26H147V28L145 27ZM188 26V27H187ZM218 26V27H217ZM220 26V27H219ZM231 26H232V28H231ZM39 27V28H38ZM187 27V28H186ZM239 27H240V29H239ZM242 27H244V29L242 28ZM256 27V28H255ZM261 27L263 28V29H261ZM119 28H121V29H119ZM126 28V30L125 31H122V30H124ZM132 28V29H131ZM135 28H137V30L135 29ZM145 28L147 29V30H145ZM213 28H215V29H217V31H215V29H213ZM224 28V29H223ZM227 28V29H226ZM231 28V29H230ZM241 28H242V31H241ZM254 28H255V30H254ZM257 28H258V31H257ZM39 31H38V30ZM127 29H131L132 31L134 30V31H136V33L134 32H131V30L129 31V36H128V30ZM180 29V30H181ZM222 29V30H221ZM238 30V32L236 31V30ZM246 29H247V32L248 31H250L249 33H247L246 32ZM253 29V30H252ZM28 30V31H27ZM61 30V31H60ZM148 30H150L151 32L148 34ZM193 30V31H192ZM232 30H233V32H232ZM260 30H263V31H261L260 32ZM63 31L64 30H62V29H57L56 30V32H55V34L53 35V37H52V40L54 39V41H55V43H57V45L58 46H61V45H63L64 43H66V44H71V45H73V46H75L76 47V40H77V38H76V35H78V33H77V29L75 28V29H72V30H69L68 32L67 31H64L65 33H63ZM147 31V32H146ZM223 32V34L225 35V37H223V34H222V32ZM225 31H230V32H228V34H227V32H225ZM235 31H236V33H235ZM241 31V32H240ZM245 31V32H244ZM253 31H255L254 33H253ZM119 32L121 33V35L119 34ZM122 32L125 34V35H123L122 34ZM214 32V33H213ZM215 32H217V33H215ZM31 33V34H30ZM44 33V34H43ZM127 33V34H126ZM133 33V34H132ZM143 33H147V35H144ZM207 33V34H206ZM219 33V34H218ZM221 33V34H220ZM227 34V36L229 35H234L233 36V38H232V36H230V39L228 38V37H226V34ZM238 33V34H237ZM241 33V34H240ZM250 33H251V35H250ZM259 33V34H258ZM65 34V35H64ZM76 34V35H75ZM134 34H136V35H134ZM141 34H143V36H141ZM150 34H152V36H153V38H151L152 36L150 35ZM215 34H217L218 35V37H216V39H215ZM240 34V35H239ZM252 34H255V36L254 35H252ZM260 34H262V35H260ZM36 36V37H34V36ZM39 35V36H38ZM42 35V36H41ZM75 35V36H74ZM216 35V36H217ZM260 37H259V36ZM120 36V37H119ZM135 36V37H134ZM141 37V38H139V37ZM144 36H145V38H144ZM147 36H151V37H149V38H146ZM155 36V37H154ZM221 36V37H220ZM239 36L241 37L240 39H238L239 38ZM244 36V37H243ZM246 36H248V37H246ZM250 36V37H249ZM253 36V37H252ZM256 36H257V38H256ZM262 36V37H261ZM55 37V38H54ZM63 37V38H62ZM65 37V38H64ZM122 37V38H121ZM213 37H214V40H213ZM219 37H220V39H219ZM235 37V38H234ZM244 39H243V38ZM31 38V37H30ZM86 37H82L81 39L82 40H85V41H87V38L85 39ZM143 38V39H142ZM224 38H226L225 40V42H224ZM232 38V39H231ZM246 38V39H245ZM249 38V39H248ZM250 38H253L252 40L253 41H251V43H250V45L253 43L254 44V40H255V38H256V40H255V43H257V46L254 44H252V48L250 47V45L248 44L249 42H250ZM154 39V40H153ZM157 39V40H156ZM102 40V39H101ZM148 40V41H147ZM218 41V42H220V44H225L224 46L223 45H220V46H222L221 48H220V50H221V52H219V48H217L219 45V43L217 44V42L216 41ZM220 40H223L222 42L220 41ZM235 41V42H232V41ZM240 42V45H239V43L238 44H236V45H234L236 42H238V41ZM245 40V41H244ZM258 40H260V41H258ZM60 41H62V42H60ZM207 41H210V40H207ZM213 41H215V45H214V43H212ZM244 41V42H243ZM264 41V38H263V40H262V42ZM246 42V43H245ZM204 43V44H203ZM206 43V44H205ZM228 43H230V44H228ZM231 43H234V44H231ZM243 43V44H242ZM244 43H245V45L246 44H248V46L247 47H249V50L247 49V47H245V45H244ZM173 44H171V46H167L166 48H168L169 50L171 49V50H173V49H176V48H174L175 47V45H173ZM202 45H204L203 47L205 48V50H203L204 48L202 47ZM228 45V46H227ZM230 45V46H229ZM231 45H232V47L233 48H235L236 47V50H238L239 52H242V53H245L246 55H248V51H250V54H251V56L250 55H248V56H246V55H243L242 53V57H245V60L242 58L241 60H240V56H241V54L238 52V51H236L235 49H233L232 47H231ZM241 45H243V46H241ZM259 45V46H258ZM206 46V47H205ZM225 46L228 48H230L232 51H233V53H232V51H230V49L228 48H225ZM238 46H240L238 49H237V47ZM187 47V48H186ZM241 47H243V49L241 48ZM255 47H261V49H257V48H255ZM189 48L191 49V50H189ZM202 48V49H201ZM225 48V49H224ZM241 48V51L239 50ZM246 48V49H245ZM253 48H255V50L257 51V52H255V50L253 51ZM201 49V50H200ZM217 49H218V51H217ZM222 49H224V52H222L223 50ZM245 49V50H244ZM252 49V50H251ZM189 50V51H188ZM225 50H227V51H225ZM228 50H229V52L231 53V56H235V58L233 57H231L230 56V54L228 55L226 52H228ZM248 50V51H247ZM262 50V51H261ZM209 51V52H208ZM212 51V52H213ZM246 51H247V53H246ZM186 52H187V54H186ZM206 52V54H207V56H205V53ZM219 52V53H218ZM236 52L237 53H239L238 54V56L237 55H235L236 54ZM251 52H253V53H251ZM261 52V53H260ZM197 53H199V56H196L197 55ZM201 53H202V55H201ZM210 53V54H209ZM222 53V54H221ZM223 53H226V54H224V57H229V58H224L223 57ZM235 53V54H234ZM255 53H257V54H255ZM260 53V55H258ZM213 54V55H212ZM234 54V55H233ZM202 57H201V56ZM226 55V56H225ZM252 55H254L256 58H257V55L258 56H260L261 57V59L259 60V58L260 57H258L257 59L261 62H259L254 56H252ZM263 55V56H262ZM197 57V58H196ZM209 59H208V58ZM250 58L251 59V57L252 58H255V60H257V61H255L254 63H255V65H258V66H256L255 67V65H250L249 63H253V59L252 60H249V63H247L248 62V58ZM186 58V57H185ZM214 58V59H213ZM219 58V59H218ZM220 58H223V60L222 59H220ZM120 59H121V63H124L126 60H125V58H124V56L123 55H121L120 56ZM206 59H207V61H206ZM216 59H218V60H216ZM224 59H229V64L228 63H226V62H224ZM236 59H237V61H239V65H240V62L241 63H243V61H244V63L243 64H248V65H246V66H248V67H246V69H247V71L249 70H251V68H252V71H254V73H255V71H256V73L255 74H251V72L252 71H250V72H246V69L245 68H243L244 67V65L243 64H241L243 67H241V69L244 71H242L241 69H237L236 70V68H237V66L235 65V62L234 61H236ZM160 60V61H159ZM214 60H216V61H214ZM222 60V61H221ZM225 60V61H226ZM230 60H233L231 63H230ZM155 63H154V62ZM153 61H151V63H153L154 64V66H155V70L157 71H155V70H153L154 71V73L156 72V75L157 76H159L160 74H161V76H162V74H163V76H162V78L161 79H165V77L166 76H170L171 74V72H169L170 70H167V69H165V70H163L164 68H162V66L161 65H163V62L161 61V59H159V58H156V60L154 59ZM236 61V63H237V65H238V62ZM162 62V63H161ZM203 62V63H202ZM215 62V63H214ZM220 62V63H219ZM222 62H224L223 64H224V66H225V69H224V67H223V64H222ZM234 62V63H233ZM246 62V63H245ZM258 62V64H256ZM0 63L2 64V63H4V62H2L1 60H0ZM158 63L160 64L161 63V65H158ZM234 64V67H232L231 68V66H233V64ZM253 63V64H254ZM259 63H260V65H259ZM125 64V63H124ZM133 64L134 63H130V65H132L133 66ZM156 64V65H155ZM199 64H200V67H199ZM221 64V65H220ZM225 64H228V65H225ZM230 64H232V65H230ZM263 64V65H262ZM158 65V66H157ZM198 65V66H197ZM210 65V66H209ZM252 66V67H250V66ZM262 65V66H261ZM161 66V67H160ZM236 66V67H235ZM0 127H2L1 129H0V264H121V262L123 263V262H125V259H126V256L124 257V256H122V258H123V260H121L120 258V260L118 259V255H119V249H121V245L123 244V242H124V238H122L123 240H121V242H120V240L117 238V236L120 234V233H118V232H116L117 234H116V236H115V233H111L110 231H103V232H101V233H99V236L98 237H100L99 238V242H98V244L101 246V251H102V256H101V258L98 260H96V258L94 257V256H92V254H85V253H81V254H75L74 255V253H75V251H74V241H68L67 242V239L69 238V234H70V229H69V223L68 222H65V219H63V218H61L62 216H60L65 210H64V206L63 205H65L66 204V199H63V197L60 199L59 198V187H54V188H50V189H45L44 187H45V185H44V175H45V171L48 169V168H50V167H52L54 164L56 165V164H61V163H63V162H66V161H68L69 162V160H68V157L65 155V154H63V155H58L54 160H53V165L51 164V163H47L45 160L48 158V152H49V150H51V149H54V148H56L57 146H58V144L59 143H62L61 142V137H62V135H65V132H67L68 131V129H72V131L74 132V133H77V134H91L90 136L92 137V136H96L94 133H95V131H99L100 129L101 130H105V128H102L101 127V125H102V122H104L105 120H108V121H105L104 123H106L105 124V126L109 129V130H112V131H116L117 130V128H118V126H120V125H118V124H116L115 123V121H117V119H114V118H116V115L114 114V115H112L111 117L109 116V118L107 117V118H103V120H102V118L100 117L101 116V112H99V110H97V112H96V106H97V109H99L98 108V104H97V102H93V101H91V103H88L89 101H85V102H87L88 103V105L86 106L85 105V102H84V100H86V99H83V103L82 102H79V103H75V105H73V106H69V107H67V109H65L66 107H63V108H61L62 109V112L61 111H59V110H61V109H58L59 107H61V105H60V103H58V104H53V105H51L50 104V102H46V100H44V98L46 97V95H47V93L48 92H50V90L52 89V86H53V84L55 85V84H59V83H61L60 84V86H59V89L61 90V92H62V94L64 95V96H68V94L71 92V90L75 87V88H77V89H80L81 91H83L84 92V90L86 91L87 89V91H86V93H91L92 91H94L95 89H96V85H97V81H96V77H94V76H92L93 74H91V73H87V71L85 72V70L83 71L82 69V71H80L79 69H78V71H80V73L82 74V76L80 75V73L78 74L77 72L76 73H74V71L73 72H70V73H67V74H61L60 75V77L59 78H52V82L50 81L51 80V77H49L48 78V76H46L45 75V78L43 77L44 75V72H41V71H39L38 69H36V71H34L35 72V75H33V77L35 78L34 79V81L36 80V82H37V86H34V81L33 80H30L29 82H28V84L25 86L26 88H24V90H23V88L21 89V90H19V91H15V92H12L11 91V86L9 85V82L8 81H10L9 79H10V77L9 76H5V75H3V73H4V68H6V64L4 63V64H2V65H0ZM122 67V66H121ZM121 67H119L118 69H124V68H121ZM198 67L200 68V69H198ZM223 67V68H222ZM226 67H228V68H226ZM250 67V68H249ZM259 68V70H260V68H261V70H260V72H259V70H257L256 68ZM129 68V67H128ZM159 68V69H158ZM161 68V69H160ZM230 68H231V70H230ZM235 68V71L236 72H234V70H232V69H234ZM255 68V69H254ZM2 69V70H1ZM223 69H224V71H227L228 69V71H230V72H226V74H224L225 72L223 71ZM254 69V70H253ZM162 70V71H161ZM241 70V71H240ZM1 71H2V73H1ZM76 71H77V69H76ZM168 71V72H167ZM220 73H219V72ZM221 71H222V73H221ZM233 71V72H232ZM240 71V72H239ZM42 74H41V73ZM159 72H161V73H159ZM164 72H166L165 73V75H164ZM194 72V73H195ZM234 74V77H236L235 76V73H236V75L237 76H239V77H241V79H243V80H241L239 77L237 78H234V77H232V73ZM244 74H243V73ZM261 72H262V76H261ZM209 73V74H208ZM213 73H217V75L216 74H214V75H212ZM221 74L220 76H222L221 78H220V76H219V74ZM237 73H239V75L237 74ZM247 73V74H246ZM249 73H250V75H249ZM74 74V75H73ZM83 74H84V76H83ZM88 74V75H87ZM89 74H90V76H89ZM167 74V75H166ZM230 75V77H229V75ZM241 74V75H240ZM242 74L243 75H245V77L244 76H242ZM259 74H260V76H259ZM71 75H73V76H71ZM81 76L80 78L79 77H77V78H79V79H77L76 78V76ZM223 75H225L224 76V78H226V79H224L223 78ZM250 76V78H247V80L248 79H252V77H255L257 80H260V81H258V82H261V83H258L257 82V80L255 79V78H253V80L255 79V81L256 82H254V81H252L253 82V84L255 83V86L253 85V87H252V84H251V81L249 80L248 81V83L250 82V84H248L247 83V80H246V77H249ZM253 75V76H252ZM258 77H256V76ZM86 76H87V78H86ZM157 76H156V78H157ZM228 76V77H227ZM252 76V77H251ZM44 78L45 79V81H47V78H48V80L49 81H47V82H45L44 81V79H41V78ZM63 77H66V78H63ZM68 77H70V79L72 80L74 77L76 78H74L71 82L69 81V79H67ZM73 77V78H72ZM83 77V78H82ZM160 77V76H159ZM218 77L220 78L219 80H218ZM263 77V78H262ZM38 78H39V80H38ZM63 78V79H62ZM84 78H86L85 80H86V82H87V84H86V82H83V80H84ZM96 78V79H95ZM167 78V77H166ZM231 78H233V79H231ZM55 79H58L59 81H58V83H56V81L57 80H55ZM65 79H66V81H65ZM82 79V80H81ZM224 79V80H223ZM231 79V81L230 82H228V81H226V83H225V80H230ZM234 79H235V81H234ZM236 79H238V80H236ZM8 80V81H7ZM38 80V81H37ZM42 80H43V82L45 83V85H44V83L42 82ZM55 80V81H54ZM75 80H76V83H74L75 82ZM78 80V81H77ZM80 80V81H79ZM233 80V81H232ZM239 80H241V81H243L240 85L239 84H237V83H239V82H236V81H239ZM245 80H246V82H245ZM64 81V82H63ZM74 81V82H73ZM96 81V82H95ZM207 81H209V82H207ZM212 81V82H211ZM216 81V82H215ZM38 82H39V84H38ZM74 83V87H72V85H73V83ZM78 82V83H77ZM205 82H207L206 84H205ZM211 82V83H210ZM221 82H223V83H221ZM234 82H236V84L238 85V87L236 86L235 87V83ZM244 82H245V84H244ZM41 83H43V84H41ZM47 83V84H46ZM51 83V84H50ZM64 83V87L62 86V84ZM65 83H66V85H65ZM67 83H68V85H67ZM93 83H95V84H93ZM211 84V85H209V84ZM213 83V84H212ZM223 85V86H220L221 84ZM230 83H233V84H230ZM246 83H247V85H246ZM2 84H6V85H2ZM72 84V85H71ZM226 84H227V87H226ZM231 86H230V85ZM242 84L244 85V86H242ZM256 84H258L259 86H257L256 87ZM261 84H262V86H261ZM9 85V86H8ZM49 85V86H48ZM81 87H80V86ZM89 85V86H91V87H87V86ZM212 87L213 85H214V88L212 87V89L214 90V89H217V90H219L220 91V88H221V90L222 91H220V93H219V91H217L216 90V92H215V90H214V93H215V95H214V93H213V91L211 90H208L210 87ZM236 88H234L233 86ZM245 85H246V87H249V89L248 88H246L245 87ZM251 86V88L252 89H259L258 87H260V88H262L263 89V92H262V90H261V92L260 93H262V94H260L258 97L260 98L259 99V102H261L260 100H262V102L261 103H259V102H256V100H254V98H256L257 96L256 95H258V94H253V93H257V89L255 90V92H253V93H251L252 91H254V90H252L251 88H250V86ZM33 86V87H32ZM43 86H45L44 88L41 87ZM56 86V85H55ZM87 87V89H83L84 87ZM96 86V87H95ZM193 86V87H192ZM219 87V89H218V87ZM239 86H241V87H244V88H246V91H245V89H241ZM9 87V88H8ZM27 87L29 88V90L27 89ZM36 87H38V88H36ZM47 87V88H46ZM85 87V88H86ZM93 87V88H92ZM94 87H95V89H94ZM196 87V88H195ZM203 87H204V89H203ZM223 87H225V88H223ZM63 88V89H62ZM74 88V89H75ZM82 88V89H81ZM90 88L92 89V90H90ZM192 88V89H191ZM194 88V89H193ZM198 88H199V90H198ZM36 89H39V90H37V91H35ZM41 89V90H40ZM43 89V90H42ZM55 89V88H54ZM54 89H52V91L54 90ZM68 89H70V91L68 90ZM94 89V90H93ZM227 89H229V91L227 90ZM232 89V90H231ZM241 91H240V90ZM252 91H251V90ZM32 90V91H31ZM65 90H68L67 91V93L65 92ZM187 90H189V91H187ZM193 90V91H192ZM194 90H195V92H194ZM198 90V91H197ZM204 90V91H203ZM223 90H225V91H223ZM230 90H231V92H230ZM247 90H249V91H247ZM259 90V91H260ZM9 91H10V93H9ZM35 91V92H34ZM142 91H145V90H136L135 91V93H134V91H131L130 93H129V97H123V98H121V100H120V98H118V100L116 101V99L117 98H115L114 99V101H113V104H115L114 105V108H115V110L117 109V110H121L122 109V107H123V109L122 110H124V111H122L121 110V114H125V116H121V121L122 120H124L126 123H124L123 121V123H122V128L120 129V130H124L125 132H127V134H126V136L128 135L130 138H129V140L130 141H132V142H134L135 144H138L137 143V141L139 142V140H140V142L139 143H141V141H146V143L147 144H149L148 143V141L149 140H151V144H150V146H148V148H146V150H145V153L143 154L141 151V154L142 155H144L145 156V158L144 159H147L148 161H145V160H142L141 159V154H139L140 152L137 150H135V153L137 152V154L139 155L138 157H140V159H138V157L137 158H135V160L137 161V160H139V162L140 161H142V162H140L142 165H139V164H135V169H133V170H131V178H134V176H138V174L137 173H135V172H137V171H139V172H142V174H140V176L139 177H142V175L143 174H145V171H143V170H146V173L148 172L149 173V171H151V169H152V167L153 168H156V158H159V152H165L166 154L165 155H167V156H177L178 158H186V156L187 155H189L190 153H189V151H188V149L190 150L191 148H190V139H188V140H186L187 138L185 137L186 135L183 133L182 134V132H180L181 130H177L176 128H175V123H171V121H170V119H169V117H167V118H165L164 116H163V114H161L162 113V111L160 110H158L155 106V104H154V106L153 105H147V103H146V99L144 98V92H142ZM184 91V92H183ZM202 91V92H201ZM8 92V93H7ZM26 92V93H25ZM95 92H96V90L93 92V95H95V97H97V94H95ZM188 93V94H184V93ZM195 94H194V93ZM199 93L198 95L196 94V93ZM208 92V93H207ZM222 92H225V94L224 93H222ZM227 92H229V93H227ZM29 93V94H28ZM33 93V94H32ZM36 93V94H35ZM37 93H39V94H37ZM85 93V92H84ZM183 93V94H182ZM211 95H210V94ZM247 93H249V94H247ZM259 93V92H258ZM8 94V97L6 96L5 97V95H7ZM13 94H15V95H13ZM35 94V95H34ZM135 94H136V96H135ZM218 94V95H217ZM222 94V95H221ZM227 94V95H226ZM253 94V95H252ZM3 95V96H2ZM10 95V96H9ZM179 95V96H178ZM200 95H202V96H200ZM214 95V96H213ZM219 95H220V97H219ZM229 95H231V96H229ZM256 97H255V96ZM21 96V97H20ZM33 98H32V97ZM179 98H178V97ZM197 96L200 98H197ZM234 96V97H233ZM246 96V97H245ZM251 97V98H248V97ZM252 96H253V98H252ZM262 96V97H261ZM20 97V98H19ZM38 97V98H37ZM213 97V98H212ZM216 97L219 99V98H221V99H217L216 100ZM223 97V98H222ZM257 97V98H258ZM25 100H24V99ZM85 98V97H84ZM215 98V99H214ZM225 98V99H224ZM235 98V99H234ZM241 98V97H240ZM244 98V99H243ZM247 98V99H246ZM35 100V102L34 101H32V102H34V104L35 105H33V103H31V101L30 100ZM46 99V98H45ZM145 99V100H144ZM211 99H212V101L213 102H211ZM214 99V100H213ZM223 99V100H222ZM236 99H237V101H236ZM250 99V100H249ZM253 99V100H252ZM11 100H15L16 101V103H12V101ZM21 100V101H20ZM29 100V101H28ZM43 100V101H42ZM120 100V101H119ZM124 100H125V102H124ZM200 100V101H199ZM234 100L236 101V102H234ZM244 100H246V101H244ZM249 100V101H248ZM64 101H66V100H64ZM119 101V102H118ZM121 101H123L122 103H121ZM241 101V102H242ZM36 102H37V104H36ZM186 102V103H185ZM210 102V103H209ZM233 102V103H232ZM247 102V103H246ZM249 102V103H248ZM251 102V103H250ZM255 102V103H254ZM5 103V104H4ZM27 103H28V105H27ZM31 103V104H30ZM61 103H64V102H61ZM86 103V104H87ZM92 103H94V105L92 104ZM120 103H121V105H122V107H121V105H120ZM132 103V104H131ZM212 103H215V104H212ZM235 103V104H234ZM247 105H246V104ZM252 103H253V105H252ZM29 104L31 105V106H29ZM84 104V105H83ZM120 105V107H119V105ZM203 104V105H202ZM211 104V105H210ZM230 104V105H231ZM256 104H257V106H256ZM259 104V105H258ZM37 105V106H36ZM48 105H51V107L50 106H48ZM57 105V106H56ZM77 105V107H74V106H76ZM90 105V106H89ZM93 105V106H92ZM213 105V106H212ZM217 105L219 106V107H217ZM28 106H29V108H28ZM33 106H34V109H33ZM46 106V107H45ZM54 108H56L55 109V111H54V109H53V111H54V113H55V116H54V119L53 120H51V121H49V122H42L41 121V118H43L44 117V115L46 114V112H50L49 110H51L53 107ZM95 106V107H94ZM200 106H202V107H200ZM213 108H212V107ZM256 106V107H255ZM262 106V107H261ZM26 107L29 109H26ZM48 107V111H46L47 109H45V108H47ZM92 107H93V109H92ZM127 107V108H126ZM147 109H146V108ZM208 107H209V109H208ZM216 107H217V109H216ZM252 108V110H250L251 108ZM257 107H259V108H257ZM7 108V109H6ZM23 108H25V109H23ZM30 108H32L33 110L31 111L30 110ZM50 108V109H49ZM85 109L84 111L83 110H81V109ZM87 108V109H86ZM120 108V109H119ZM208 110H207V109ZM250 108V109H249ZM253 108H256V109H253ZM262 109V110H259V109ZM9 109L11 110V111H9ZM23 109V110H22ZM91 111V110H95L94 112H90L89 110ZM127 109V110H126ZM155 109H157V111L155 110ZM211 109V110H210ZM215 109V110H214ZM234 109V110H233ZM3 110V111H2ZM58 112H57V111ZM133 110V111H132ZM173 110V109H172ZM213 110V111H212ZM258 110V111H257ZM21 111H23V112H21ZM52 111V110H51ZM52 111V112H53ZM68 111V112H67ZM74 111V112H73ZM83 111V112H82ZM219 111H221V112H219ZM255 113H254V112ZM3 112V113H2ZM26 112H29V113H26ZM87 113V114H85V115H83V116H81V117H79L78 116V114H83V113ZM90 112V113H89ZM124 112V113H123ZM127 112V113H126ZM159 112V113H158ZM203 112V113H204ZM206 112H205V115H206ZM215 112V113H214ZM6 113V114H5ZM25 113V114H24ZM32 115H31V114ZM34 113V114H33ZM141 113V114H140ZM223 113H227V117H226V115L223 117L222 115H223ZM254 113V114H253ZM256 113H257V115H256ZM264 113V112H263ZM21 115V117H20V115ZM30 114V115H29ZM60 114V115H59ZM74 114H77V116L76 115H74ZM92 114V115H91ZM100 114V115H99ZM145 114V115H144ZM216 114V116L217 115H219V116H217V117H215L214 115ZM222 114V115H221ZM19 115V116H18ZM24 115H26V116H24ZM260 115V116H259ZM263 115V116H262ZM22 116L24 117L23 119H22V121H21V118H22ZM28 116H31V117H28ZM50 115H48V117H49ZM60 116V117H59ZM142 118H140V117ZM152 116V117H151ZM161 116V117H160ZM210 116H212V117H210ZM253 116V117H252ZM262 116V117H261ZM3 117V118H2ZM19 117V118H18ZM47 117V116H46ZM62 117V118H61ZM77 117V118H76ZM126 117H128L127 118V120H126ZM208 117V116H207ZM256 117V118H255ZM4 119V120H2V119ZM18 118V119H17ZM27 118V119H26ZM32 118V119H31ZM60 118V119H59ZM77 119V124H76V119ZM132 118H134V122H133V120H132ZM139 118L141 119V120H139ZM209 118H208V120H209ZM216 118H218V120L216 119ZM219 118L221 119V122H220V120H219ZM226 118H227V120H226ZM249 118V117H248ZM252 118H254V119H252ZM257 118L259 119V118H261L260 120H258V121H260V122H258L257 121ZM31 119V120H30ZM61 119H64V120H61ZM92 119L94 120V121H92ZM105 119V120H104ZM111 119V120H110ZM75 122H74V121ZM114 120V121H113ZM130 121V122H132L131 124L130 123H127V121ZM222 120H224V121H226L225 123L222 121ZM253 120V121H252ZM257 122H256V121ZM19 121V122H18ZM21 121V122H20ZM70 121V122H69ZM128 121V122H129ZM164 121V122H163ZM219 121V122H218ZM261 121H262V124H261ZM24 122V123H23ZM25 122H26V125H24L25 124ZM64 122V124H62V123ZM72 122V123H71ZM80 122V123H79ZM93 122V123H92ZM1 123H4V124H1ZM20 123H22V124H20ZM68 123H69V125H68ZM90 123H92V124H90ZM256 123H258V124H256ZM6 124V125H5ZM71 124V125H70ZM83 124V125H82ZM124 124V125H123ZM219 124V125H218ZM220 124H223V126L221 125L220 126ZM225 124V125H224ZM254 124H255V126L257 127H255L254 126ZM261 124V125H260ZM1 125H4V126H1ZM18 125V126H17ZM82 125V126H81ZM87 125V126H86ZM90 125H91V127H90ZM126 125V127H125V129L126 128H129L130 130H125L124 129V126ZM131 125V126H130ZM258 125H260V127H258ZM17 126V127H16ZM41 126V127H40ZM103 127H104V124L102 125ZM128 126V127H127ZM143 126V127H142ZM11 127H13V128H11ZM59 127V128H58ZM83 127V128H82ZM121 127V126H120ZM138 127V128H137ZM226 127L227 126H225L223 129L225 130L226 129ZM19 128V129H18ZM66 128H68V129H66ZM93 128V129H92ZM221 128H219V129H221ZM13 129V130H12ZM50 129V130H49ZM52 129H54V130H52ZM2 130V131H1ZM5 130H7V131H5ZM15 130V131H14ZM46 130V131H45ZM222 130V129H221ZM11 131H13V132H11ZM38 131V132H37ZM53 131V132H52ZM152 131H153V133H152ZM155 131V132H154ZM8 132V133H7ZM147 132H149V133H147ZM262 132V133H261ZM10 133H12V135L10 134ZM14 133V134H13ZM26 133V134H25ZM38 133V134H37ZM45 133H46V135H45ZM123 133V135H125ZM130 133H131V136H130ZM145 133H147V135H145ZM150 133H152V134H150ZM4 134V135H3ZM143 134H144V137H143ZM245 134V133H244ZM243 134V135H244ZM123 135L121 136V137H123ZM135 135V136H134ZM1 136H3V138L1 137ZM133 136V137H132ZM158 136V137H157ZM25 137V138H24ZM133 138V140H131L132 138ZM134 137H135V139H134ZM141 137H143V140H142V138ZM245 137V136H244ZM149 139V140H148ZM252 139H256V141L255 140H253V142H251V140ZM37 140V141H36ZM148 140V141H147ZM239 140V141H238ZM262 140V141H261ZM256 142V144H255V142ZM37 142V143H36ZM42 142L44 143V144H42ZM205 142H207V140L205 141ZM209 142H211V145L207 148L208 149V151H207V153L205 154V155H203L202 157H201V159H200V161L198 162V165L197 166H199L200 168H201V170H205V173H204V170L202 171L203 173V175L205 174L206 175V173H207V175L205 176V178H204V180L203 181H201V182H199V190L198 189H196V190H194L193 192H192V188L190 187V186H188V187H190V188H188L187 190L188 191H190V194H191V196H192V193L194 194L193 196H192V198H191V200H196L197 198H201V199H204L206 202H207V200H206V198L205 197H207V198H209V196H210V199L208 200V203H206L207 205H210L209 207L207 206V205H205V203H204V200H201L199 203H198V205H197V211L193 214V212L191 213V217H189L188 216V218H190L189 220L190 221H188L187 220V224L190 226V227H185V229L187 230L188 228L191 230V228L193 227V225L192 224H194V222H195V224H194V226L195 227H200L201 225V229H202V231L204 232V230L203 229H205V231H207L208 230V228H209V230L211 229H215V230H217V234H221V230L222 229H224V234H223V232H222V234L221 235H217L216 234V231L215 230H212L210 233H207V232H205V233H207V234H204V233H202V231L201 230H199V229H197L196 228V230H199L200 232H198V231H195V228L193 227V233H195V232H197V236H199L200 237V239H198V241H199V243L198 244H196V248H195V244L193 243V241L195 242V241H197V236H195L192 232H190V230L188 231V232H190L189 234H193L194 236L189 240V243L191 242V243H193L192 245L191 244H189L190 246H191V248L193 247V248H195V252H198L197 250L198 249H200V248H198V247H202L201 245H200V243L202 244V241H201V239L202 238H204V239H209L210 237V241L211 240H213V239H215L216 238V236L214 237V233L218 236L215 240H216V243H214L213 244V242L214 241H211V242H208V240L206 241V240H204L203 241V247H202V249L200 250V251H203V252H200L201 253V255H208V251H210V248H211V254H209V259L211 258L210 256H213L214 257V259L216 258H219L218 260L220 261L218 264H220V263H222V260H223V264H225V263H227V264H229V263H231L232 262V260L233 259H235L236 258V256H237V254H239L238 253V251H235L236 249H234V248H236L237 246H236V242L235 241H232L231 242V244L233 245H231V244H229V245H227V243H226V241L227 240H229V236H234L233 235V232H231L230 230H229V228H232V229H234V227H235V222L234 221H232V223L234 224H230V222H231V218L233 217V216H229V217H227V216H224V211L226 210L225 209V207H224V205H223V202L224 201H226V199H222L223 197H226V196H228L229 197V199H231L233 196H235V191H233V193H230V192H228L227 191V184H229V183H231V182H235V184H238L239 186L240 185H244V186H248V185H253V183H255L256 181L258 182V184H259V182L260 183H262V182H264V180H261L260 178V174L258 173V174H255V173H253V167H252V162H250V160L249 159H247V158H245V157H239L238 155H230V154H228L227 152H225V153H227V154H224L223 152V149L222 148H220L219 146H217L214 142H215V140H212V141H209ZM208 142V143H209ZM26 143H27V145H26ZM143 143V142H142ZM253 143V145H251ZM213 144V145H212ZM257 144V145H258ZM49 145H52L53 146V148H50L49 147ZM249 145V146H248ZM240 146V147H239ZM251 146V147H250ZM156 147V148H155ZM219 147V148H218ZM131 148H134L133 146H131ZM262 148V147H261ZM221 149V150H220ZM143 151H144V149H143ZM191 151V150H190ZM187 152V153H186ZM187 155H186V154ZM145 154H147V155H145ZM185 154V156H183ZM200 154H201V152L199 153V152H195V151H193L192 152V154H191V160H189L188 159V161H190L193 165H196V162H197V160H198V158H199V156H200ZM178 155H180L181 157H179ZM228 155V156H227ZM229 155L231 156V157H229ZM153 156V157H152ZM233 156V157H232ZM206 157V158H205ZM65 159V160H64ZM135 161V162H136ZM215 161V162H214ZM223 161V162H222ZM146 162V164L144 165L143 163H145ZM151 162H152V164L153 165H150L151 164ZM137 163H138V161H137ZM209 163V164H208ZM210 163H212V164H210ZM20 164V165H19ZM202 164V165H201ZM225 165V166H223V165ZM17 165H19V166H17ZM147 165V166H146ZM148 165H150V169L149 170H147L149 167H148ZM207 165H208V167H207ZM221 167H219V166ZM146 167L147 169H144V167ZM141 167V168H140ZM143 167V168H142ZM138 168H140V169H142V170H138ZM220 168V169H219ZM224 168V169H223ZM227 168V169H226ZM15 169L17 170V171H15ZM209 170V171H208ZM15 171V172H14ZM226 171V172H225ZM148 173H147V175H148ZM218 174V175H217ZM146 175V174H145ZM146 175V176H147ZM210 177H209V176ZM145 176V177H146ZM217 176H218V178H217ZM255 176V177H254ZM213 177V178H212ZM216 177V179H214ZM208 178V179H207ZM210 178L214 181V182H212V180L210 181ZM143 179V178H142ZM255 179H257V180H255ZM260 179V180H259ZM205 180H206V182H205ZM141 181H143L144 182V180H141ZM208 181V182H207ZM210 182V183H209ZM219 182V183H218ZM257 182H256V184H257ZM200 183H201V185H200ZM205 183H207V185L209 186L211 183H212V185H210L209 186V188H208V186L206 185V188L204 187L205 185ZM13 184V185H12ZM141 184H143V183H141ZM214 184V185H213ZM218 184H220L219 186H218V189L217 190H214V189H212L213 187L212 186H217ZM225 187H224V186ZM204 187V191H205V189H206V193H205V195L204 196H202L201 194L203 193V190L201 189V188H203ZM127 187L128 188H131L132 186H131V184L129 183V184H127ZM127 187L125 186V188H124V190H123V194L124 195H128V193L130 192H128L127 191ZM212 187V188H211ZM223 187V188H222ZM208 188V189H207ZM211 188V189H210ZM134 189V188H133ZM133 189H130L131 190V192L130 193H132V194H129V196L131 195V197H132V195L136 192V189L135 190H133ZM201 189V190H200ZM209 189L212 191V190H214L213 192H209ZM198 190V191H197ZM27 192V199H26V202L23 204H21V203H19L18 202V204L15 202V197H17L16 195L18 194V192H20V194L22 193L23 194V192ZM200 191H202V193L200 192ZM208 191V192H207ZM217 191H221L220 192V194L217 192ZM227 191V192H226ZM24 192V193H25ZM126 192H128V193H126ZM196 192H199V193H196ZM126 193V194H125ZM201 193V194H200ZM209 193H211L209 196H208V194ZM216 193H217V195H216ZM228 193V194H227ZM196 194H197V196H196ZM198 194H200V195H198ZM206 194H207V196H206ZM227 194V195H226ZM186 195V194H185ZM184 195V196H185ZM221 195H222V198H221ZM128 196V197H129ZM201 196V197H200ZM217 196V197H216ZM81 198H83L82 196H80ZM131 197H129V198H131ZM214 197H216L215 199H214ZM212 200H214V202H212ZM218 200H219V202H218ZM222 200V202H220ZM224 200V201H223ZM53 201V202H52ZM62 202V203H61ZM64 202V203H63ZM200 203H202V204H200ZM211 203V204H210ZM222 204V205H220V204ZM216 205V207H214L215 205ZM17 205V206H16ZM201 205V206H200ZM219 205V206H218ZM40 206V207H39ZM51 206V207H50ZM218 206V207H217ZM207 207V208H206ZM216 209V210H214V209ZM219 208V209H218ZM53 209V210H52ZM125 209H127V208H125ZM124 209V210H125ZM27 210V211H26ZM123 209H122V211H124ZM222 210V211H221ZM55 211V212H54ZM126 211V210H125ZM199 211V212H198ZM209 211V212H208ZM25 212H26V214H25ZM214 212V213H213ZM199 213V214H198ZM218 213H219V215L220 216H218ZM203 214V215H202ZM26 215V216H25ZM43 215H45V216H43ZM202 215V216H201ZM195 216H197V217H195ZM200 216L201 217H203V220H202V222H200L199 220V222L200 223H196L197 222V218L199 219L200 218ZM181 217V216H180ZM193 217V218H192ZM196 219H195V218ZM217 217V218H216ZM224 217V218H223ZM24 218H26V220L24 219ZM179 218V217H178ZM183 218V217H182ZM214 218V219H213ZM216 218V219H215ZM228 218V219H227ZM62 219V220H61ZM181 219V218H180ZM196 220V221H194V220ZM201 219V218H200ZM58 220H60V221H58ZM112 220V219H111ZM111 220H109V222H110V226L109 227H112L113 225H116L117 223H120V220L115 224H113L112 226H111V222L113 221H111ZM219 220V221H218ZM210 221V222H209ZM223 221V222H222ZM225 221H226V223H227V226H226V223H225ZM227 221H229V222H227ZM25 222V223H24ZM61 222V223H60ZM109 222H108V224H109ZM114 222V221H113ZM116 222V221H115ZM188 222H192L191 224L190 223H188ZM209 222V223H208ZM216 222V223H215ZM122 223V222H121ZM121 223H120V225H121ZM208 223V224H207ZM221 225H220V224ZM186 224V225H187ZM196 224H198V226L196 225ZM199 224H201V225H199ZM223 224V225H222ZM187 225V226H188ZM203 225L205 226V227H203ZM212 225V226H211ZM217 225V226H216ZM225 225V226H224ZM230 225H231V227H230ZM220 226V227H219ZM222 226V227H221ZM114 227V226H113ZM116 227V226H115ZM206 227H208V228H206ZM214 227V228H213ZM216 227L219 229H216ZM26 228V229H25ZM226 228V229H225ZM109 229H111L112 230V228H109ZM228 229V230H227ZM185 230V231H186ZM195 231V232H194ZM214 231V232H213ZM225 231H230V233L228 232V236H227V234H226V232ZM234 231V230H233ZM220 232V233H219ZM213 233V234H212ZM113 234V237H111V235ZM230 234V235H229ZM210 236V237H209ZM224 236V237H223ZM227 236V237H226ZM117 239H115V238ZM195 237V238H194ZM206 237V238H205ZM22 238H23V240H22ZM225 238V239H224ZM226 238H228V239H226ZM232 238V237H231ZM195 239V240H194ZM220 240H222V242L220 241ZM118 242V243H120V245H118L117 246V248H115V250H118L116 253H114V252H111V251H113V242ZM123 241V242H122ZM197 241V242H198ZM207 242L206 243V246H205V243L204 242ZM224 242V243H223ZM228 242V241H227ZM220 243V244H219ZM225 243H226V245H225ZM218 244V245H217ZM198 245H200V246H198ZM212 247H211V246ZM214 245V246H213ZM217 245V246H216ZM221 245H223V246H221ZM234 245H235V247H234ZM210 246V247H209ZM218 247V246H221V247H219V249L218 248H216V247ZM227 247L228 246V248L227 249H224L223 247ZM112 247V248H111ZM119 247V248H118ZM205 247V248H204ZM207 247H208V250L206 251V253H204V251H205V249H207ZM215 247V248H214ZM225 247V248H226ZM230 247V248H229ZM79 248V247H78ZM110 248V249H109ZM212 248H214V249H212ZM112 249V250H111ZM216 249H217V253L215 252L216 251ZM229 249V250H228ZM79 250V249H78ZM220 252H219V251ZM225 252H224V251ZM227 250V251H226ZM230 250H232L233 252H236L235 254L232 252V251H230ZM111 252V254L110 255H112V256H110L109 255V253ZM74 252V253H73ZM198 252V253H199ZM212 252H213V254L214 255H216V256H214L213 254H212ZM227 252V253H226ZM230 252V256L233 258H230L231 260V262L229 261V259H228V257H229V253ZM232 252V253H231ZM24 253V254H23ZM113 253V254H112ZM220 254V256H219V254ZM250 253V254H249ZM117 254V255H116ZM226 254H228V256H226ZM232 254H233V256H232ZM245 253H243V255H244ZM248 254L250 255V256H248L247 257V252H246V254H245V258L247 257L249 260H250V262H251V264H261V263H263L264 264V262L263 261H260L259 259H258V257L257 256H255L254 255V253L252 254L251 252H248ZM26 255H28L29 257H28V259H26L25 260V257H26ZM89 255V256H88ZM108 255H109V258H107L108 257ZM114 255V256H113ZM195 255H196V253H195ZM199 257H200V254H197ZM196 255V256H197ZM204 255V256H205ZM252 255H254L255 256V258L256 259H254V257L252 256ZM203 256V257H204ZM218 256V257H217ZM223 256V258L221 259V257ZM116 257V258H115ZM119 257H120V255H119ZM203 257H201V259L203 258ZM213 257H212V260L213 261H215V263H211V261L209 260V264H217L216 262H218V261H216V259L214 260L213 259ZM225 257V258H224ZM227 257V258H226ZM252 259H250V258ZM112 258H115V259H112ZM207 258V257H206ZM111 259V260H110ZM194 259V258H193ZM196 259L198 260V261H196ZM201 259H198V258H195L194 260H195V264H197V262L199 263V260L201 261ZM95 260V261H94ZM203 260H204V262H205V264H207V262L205 261L206 259H205V257L203 258ZM208 260V259H207ZM225 260V261H224ZM227 260V261H226ZM257 260H258V262H257ZM26 261V262H25ZM115 261V262H114ZM193 261V260H192ZM212 261V262H213ZM118 262H120V263H118ZM225 262V263H224ZM259 262H261V263H259ZM193 264H194V262H192Z\"/></svg>","mask_w":264,"mask_h":264}]
</instances>
